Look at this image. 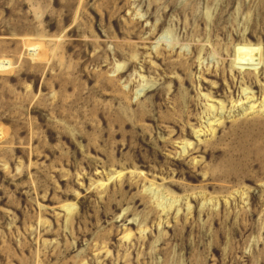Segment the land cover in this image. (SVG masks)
I'll use <instances>...</instances> for the list:
<instances>
[{
	"label": "rangeland",
	"instance_id": "rangeland-1",
	"mask_svg": "<svg viewBox=\"0 0 264 264\" xmlns=\"http://www.w3.org/2000/svg\"><path fill=\"white\" fill-rule=\"evenodd\" d=\"M0 264H264V0H0Z\"/></svg>",
	"mask_w": 264,
	"mask_h": 264
},
{
	"label": "bare ground",
	"instance_id": "bare-ground-1",
	"mask_svg": "<svg viewBox=\"0 0 264 264\" xmlns=\"http://www.w3.org/2000/svg\"><path fill=\"white\" fill-rule=\"evenodd\" d=\"M34 45V44H33ZM36 46V45H35ZM37 53V52H36Z\"/></svg>",
	"mask_w": 264,
	"mask_h": 264
}]
</instances>
